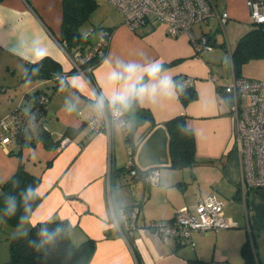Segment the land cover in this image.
Instances as JSON below:
<instances>
[{"label":"crops","instance_id":"obj_1","mask_svg":"<svg viewBox=\"0 0 264 264\" xmlns=\"http://www.w3.org/2000/svg\"><path fill=\"white\" fill-rule=\"evenodd\" d=\"M211 2L218 13L226 11L228 18L223 26L214 15L196 23L201 24L198 29L191 27L193 36L205 35L213 45L212 49L200 52L195 50L186 33H170L162 22L129 29L110 5L118 16H107L105 25L89 32L81 31L87 36L84 48L87 51L97 43L99 30H110L104 58L88 71L73 69L59 41L62 0L0 2L1 79L16 76L13 63L19 64L21 73L26 64L33 63L31 42L38 41L47 49L45 58L56 61L60 71L67 74L57 86L52 79L25 80L22 77L34 83L25 88L22 97L32 100L30 95L37 89L47 94L42 120L53 137L58 138L67 128L77 129L63 146L49 149L35 140L21 149L26 166L41 175L38 186L42 199L30 215L32 223L26 222L25 228L38 221L67 220L72 226L74 243L86 239L94 242L87 264H245L241 249L246 243L253 249L257 263L264 264V187L242 190L233 118L229 103L218 90V87L230 86L235 76L232 73V82L227 81L221 68L219 72L214 68L226 57L232 68L230 52L236 41L253 27V22L247 0ZM117 58L142 64L158 59L166 69L164 75L175 82L182 79L181 85L191 80L196 98L184 105L178 97L176 82L171 95L158 94L154 99L139 103L145 115L136 111L125 113L123 118L128 121L130 141L116 123L110 125V132H92L87 121L95 111L90 105L98 91L111 95L106 74L113 64L107 61L114 62ZM144 82H148L147 78ZM43 85L51 92L42 88ZM66 101L76 110L66 111ZM20 103L19 100L9 110L0 109V119L9 117L19 106L28 110L32 105ZM182 114L186 115L187 125L194 132L197 163L177 168L171 164L169 134L164 122ZM8 122L14 127V118ZM115 129L121 132L120 139ZM130 144L134 145L131 155L127 148ZM17 146L13 139L0 142V183L17 167ZM129 159L140 172L158 169L157 183L150 184L145 178L133 177L122 169ZM210 194L223 203L224 214L234 226L194 231L190 239L183 242L173 237L164 239L147 227L151 221L171 219L183 206L193 209ZM134 204L138 207L136 227L133 233L124 232L119 208ZM0 227L6 229L2 220ZM14 230L7 239L20 232L17 228Z\"/></svg>","mask_w":264,"mask_h":264},{"label":"built area","instance_id":"obj_2","mask_svg":"<svg viewBox=\"0 0 264 264\" xmlns=\"http://www.w3.org/2000/svg\"><path fill=\"white\" fill-rule=\"evenodd\" d=\"M109 2L122 16L123 23L129 29L135 30L147 23L162 22L170 33H186L198 52L202 49L210 50L213 45L205 35L199 38L193 36L191 27L196 23L207 21L214 15L218 16L223 26L228 18L226 11L218 13L215 10L211 0H109ZM247 5L251 22L264 24V0H247ZM109 38L110 31L101 29L98 41L92 48L84 53L79 50L67 52L73 69L81 71V66L91 57L104 55ZM184 84L190 85L191 80H186ZM226 89L233 95L230 114L233 118L235 146L241 160L242 190L264 187V81L234 77L232 84ZM98 93L100 92H96ZM38 102L46 104L48 97L42 94ZM122 119L125 123L119 124L113 120L110 111H106L103 116L95 112L87 121V125L92 132L101 130L110 132V125L116 123L126 134L128 121L123 117ZM9 131L8 117L0 119V142H8ZM67 141L68 137L62 138L59 147ZM127 148L128 154L131 155V147ZM124 168L132 176H137V170L130 159L125 163ZM141 176L150 184H155L158 181V169L146 170ZM119 214L124 231L133 232L138 219V207L132 208L129 220L122 211H119ZM234 225L235 223L224 214L223 203L214 194H210L198 202L193 209L183 206L175 212L173 219L151 221L147 227L164 239L173 237L183 242L190 239L194 231L207 232Z\"/></svg>","mask_w":264,"mask_h":264},{"label":"trees","instance_id":"obj_3","mask_svg":"<svg viewBox=\"0 0 264 264\" xmlns=\"http://www.w3.org/2000/svg\"><path fill=\"white\" fill-rule=\"evenodd\" d=\"M1 1L2 0H0V2ZM96 7V0H62V23L59 41L68 53L74 50H79L81 53L86 52L84 48L87 44V36H85L80 31V27L89 20L90 14ZM103 58L104 55H95L86 61L81 66V69L83 71L91 70L97 64H99ZM256 58H264V24L253 23V27L236 41L234 48L230 52V61L235 78H245L240 74L242 65L247 61ZM34 66L36 65L33 63L26 64L22 74V77L25 80L52 79L57 86L63 82L62 78L67 74V72L64 73L63 71H60L59 64L48 57L39 62L38 74H31V69ZM26 69L27 72L25 71ZM146 78L147 77H145V79ZM176 82L178 85V97L184 105L196 98V91L191 85H181L182 79L176 80ZM227 87V85L218 87V90L222 97L229 103V113H231L230 106L233 103V95L231 91L226 89ZM182 88L184 89L183 92L181 91ZM42 94L47 96L46 93L40 91L39 89L31 93L30 97H32V105L28 110H24L19 106L12 111L14 116V127H10L8 141L13 139L18 145L17 147L19 150L15 152V154L18 156V164L11 176L0 183V193L18 194L19 189H13L12 187L11 182L13 179H18L21 182L20 188H23L28 184L38 185L40 182V173L36 172L34 168L32 169L29 166H26V162L21 156L22 148L32 145L33 141L35 140H40L46 148H57L62 138H70V136H72L77 131L75 128H67L58 138L51 135L47 128L43 126L42 119L46 112L47 103L40 104L38 102V98ZM130 111H136L145 115V111H143V108L139 103L136 104ZM30 113L36 114L35 122L39 120L42 121L40 127L36 131V136L33 134L35 132L32 131L31 127L28 125L31 121ZM184 123L187 124L186 115L183 114L176 115L164 122L169 134V154L171 164L173 167L177 168L190 167L197 163L195 157L196 146L193 130L187 125L189 132L186 135H182L177 129V124ZM130 127H133V125ZM33 136H35V139L33 138L34 140L32 139ZM125 139L127 141L131 140L127 129ZM130 147L133 152L134 145L130 144ZM47 164L49 163H46V165ZM122 169L125 168L122 167ZM143 173L144 171L140 172L137 170V176L142 177L141 175ZM41 199L42 196L40 195L38 199L32 202V212L39 204ZM134 206H137V204L123 206L120 207L119 210L122 211L126 215V219L129 220L131 217V210ZM2 211L3 197L0 196V214H2ZM22 211V208L18 209L14 216L11 218L6 217L2 220V222L5 225L12 227L22 225L19 222V217L22 214ZM171 219H173V217ZM40 222H48L43 226H46L49 229L60 226L61 231L55 235L51 242L46 241L42 244L40 250L36 251L32 246L29 245L28 241L30 239L37 238V230L42 226ZM121 229L124 231L123 227ZM23 231L28 232L26 237L17 235V233L9 236V258L4 262H0V264H87L94 249V242L91 239H86L85 241L78 244L72 241V226L67 220L38 221L35 223V227L31 225ZM241 252L243 254L245 264H258L254 251L249 243L244 244ZM195 264H197V262Z\"/></svg>","mask_w":264,"mask_h":264},{"label":"clouds","instance_id":"obj_4","mask_svg":"<svg viewBox=\"0 0 264 264\" xmlns=\"http://www.w3.org/2000/svg\"><path fill=\"white\" fill-rule=\"evenodd\" d=\"M31 56L33 57V64L36 65L31 69V74L39 73V62L47 55V49L38 41L31 42ZM113 64L111 70L106 74V83L112 89L111 95L106 96L100 92L94 96V100L90 107L94 111L103 116L106 111H110L112 118L119 124L125 123L122 117L134 108L138 103H142L146 99H154L158 94L171 95L175 91L176 82L172 77L164 75L166 69L162 62L158 59L150 63L142 64L137 61H125L117 58L114 62L107 61ZM27 72V69L25 70ZM147 77L148 82L144 79ZM183 92L184 89L182 88ZM65 109L68 112L75 111L74 105H69L65 102ZM31 121L35 122V113H30ZM177 129L182 135L188 134L189 130L187 124H177ZM13 189H19L18 194L0 193L3 197V211L0 214V220L4 218H11L18 209L22 208V214L19 217L21 224L28 222L32 223L30 213L32 212L31 204L40 197L38 185L28 184L20 188V181L18 179L12 180ZM41 227L37 230V238L30 239L29 245L36 251H39L42 244L51 242L55 235L61 231V227L49 229L44 224L48 222H40ZM35 227V224H32ZM17 235L27 236L28 232H18Z\"/></svg>","mask_w":264,"mask_h":264},{"label":"rangeland","instance_id":"obj_5","mask_svg":"<svg viewBox=\"0 0 264 264\" xmlns=\"http://www.w3.org/2000/svg\"><path fill=\"white\" fill-rule=\"evenodd\" d=\"M96 1L98 4L97 7L90 15L89 20L80 27V31L88 30L89 32L93 28L105 25V22H106L105 18H107V16L108 17L114 16V15L118 16V12L112 6H110L111 4H109L108 0H96ZM199 26H201V24L193 25L192 29L193 30L198 29ZM217 34H221V31H217ZM13 65L16 66V68L12 67V69L15 70V75H16L15 77L7 76V78L3 80L1 79L3 77L0 76V85H2L0 87V109H3V108L7 110H9V108L12 109L19 100L21 102L20 104L23 106H26L27 104H32L31 99H26V97H22V96H24L23 93L25 92L24 91L25 88L34 83L30 81L27 82V81L22 80L23 73H21V68L19 67V64L13 63ZM219 67L222 70L221 73L225 76L224 78L227 77L228 78L227 81L229 80L232 82L233 71H232V68L229 62V58L226 57L223 59V62L221 64L214 65V68L216 69L217 72H219L220 70ZM240 74L245 77L264 81V58H259V59L256 58V59H251L247 61L246 63L242 65ZM15 80L17 81L15 82ZM47 85L49 87L50 83ZM42 88H45L47 91L51 92V89L46 88V86L44 85L42 86ZM13 118L14 116L12 115V113H10L9 118H8L9 121H12ZM41 123L42 121L39 120L34 123H29V126L31 127L32 131H36L40 127ZM127 131L129 132V128H127ZM115 133L117 135V138L120 139L121 132L118 129H115ZM25 223L20 226H16V227L5 225L6 229H4V227H0V262H4L8 260L9 258L8 239H7L9 233L14 232L15 231L14 228H17L20 230V232H22L23 230L26 229ZM7 227L9 229H7Z\"/></svg>","mask_w":264,"mask_h":264}]
</instances>
